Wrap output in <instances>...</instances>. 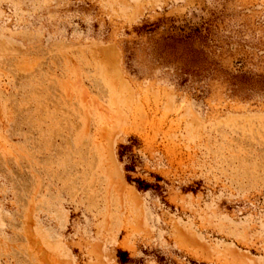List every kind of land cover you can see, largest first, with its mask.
Returning a JSON list of instances; mask_svg holds the SVG:
<instances>
[{
	"label": "rangeland",
	"instance_id": "374dc122",
	"mask_svg": "<svg viewBox=\"0 0 264 264\" xmlns=\"http://www.w3.org/2000/svg\"><path fill=\"white\" fill-rule=\"evenodd\" d=\"M0 264H264V0H0Z\"/></svg>",
	"mask_w": 264,
	"mask_h": 264
}]
</instances>
